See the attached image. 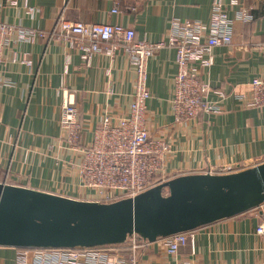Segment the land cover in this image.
<instances>
[{
	"label": "crops",
	"instance_id": "1",
	"mask_svg": "<svg viewBox=\"0 0 264 264\" xmlns=\"http://www.w3.org/2000/svg\"><path fill=\"white\" fill-rule=\"evenodd\" d=\"M224 4L228 0H221ZM0 0V22L43 32L30 40L11 36L0 50V182L81 198L88 189L77 176L79 157L64 146L58 119L64 99H73L81 125V142H90L103 116L127 114L134 89V69L120 48L113 56L94 53L86 62L68 43L50 36L60 14L71 21L121 23L135 39H165L172 19L209 24L213 0ZM249 9L247 22L234 18L229 44L211 48L213 63L199 69L214 93L216 114L190 120L174 118L171 97L175 51L160 48L147 61L146 128L169 145L165 167L179 174L220 173L264 160V107H246L237 95L241 85L264 77V53L252 44L264 40V0H239ZM116 8L117 11L112 12ZM26 54L29 63L22 61ZM264 203L236 216L194 230L193 247L168 254L159 240L136 251L138 264H264ZM123 254H131L127 242ZM128 247V248H127ZM126 248V249H125ZM26 250V251H25ZM29 249L0 246V264L29 262ZM21 260V261H20ZM26 264V263H25Z\"/></svg>",
	"mask_w": 264,
	"mask_h": 264
},
{
	"label": "built area",
	"instance_id": "2",
	"mask_svg": "<svg viewBox=\"0 0 264 264\" xmlns=\"http://www.w3.org/2000/svg\"><path fill=\"white\" fill-rule=\"evenodd\" d=\"M10 3H14L11 0ZM237 7L234 18L247 22L251 18L249 9L239 5V0H213L209 24L198 20L172 19L165 39L151 42L135 39L134 30L121 23L71 21L62 14L56 19L50 36L68 43V46L87 62L94 53L113 56L120 48L126 53L134 69V89L132 102L127 114L117 120L103 116L89 143L81 142V125L78 109L73 99H64L58 125L64 139V146L79 157L77 176L82 187L88 189L81 198L96 202H111L133 197L139 192L161 183L177 171H167L165 161L169 145L162 138L152 137L146 128V100L150 96L146 84L148 59L160 48L169 46L175 51L176 73L173 76L171 107L176 120H190L199 113L216 114L220 105L208 100L214 93L224 98L225 93L212 89L200 78L199 69L213 63L211 48L226 45L233 38V18L228 10ZM117 11L116 8L112 12ZM43 32L0 22V50L11 36L15 40H30ZM252 48L264 53V40L252 44ZM1 61V53H0ZM22 61L29 63L26 54ZM237 95L246 107H264V77H254L241 85ZM226 166L222 172H230ZM167 188L162 189L167 194ZM195 230V229H194ZM194 230L178 232L158 238L166 253L175 254L181 246L194 245ZM256 232L264 234V221L256 227ZM131 254H123L122 246L113 245L91 248H44L29 249L31 258L26 264H138L136 251L146 247L149 241L136 235L126 240ZM120 245V244H118ZM26 251V250H25ZM21 261V260H20ZM183 264H192L185 261Z\"/></svg>",
	"mask_w": 264,
	"mask_h": 264
},
{
	"label": "water",
	"instance_id": "3",
	"mask_svg": "<svg viewBox=\"0 0 264 264\" xmlns=\"http://www.w3.org/2000/svg\"><path fill=\"white\" fill-rule=\"evenodd\" d=\"M262 203L264 160L230 172L179 174L106 203L0 182V246L91 248L122 244L131 235L152 242Z\"/></svg>",
	"mask_w": 264,
	"mask_h": 264
},
{
	"label": "trees",
	"instance_id": "4",
	"mask_svg": "<svg viewBox=\"0 0 264 264\" xmlns=\"http://www.w3.org/2000/svg\"><path fill=\"white\" fill-rule=\"evenodd\" d=\"M113 246H116V247H121L122 245H113ZM99 247H105V246H99ZM128 248V247H127ZM126 249V248H125Z\"/></svg>",
	"mask_w": 264,
	"mask_h": 264
}]
</instances>
